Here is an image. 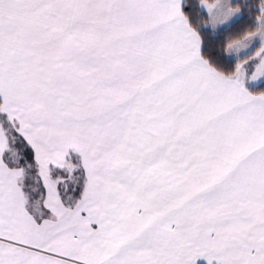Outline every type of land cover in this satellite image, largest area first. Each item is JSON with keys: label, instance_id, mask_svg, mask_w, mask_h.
Here are the masks:
<instances>
[{"label": "snow or ice", "instance_id": "obj_1", "mask_svg": "<svg viewBox=\"0 0 264 264\" xmlns=\"http://www.w3.org/2000/svg\"><path fill=\"white\" fill-rule=\"evenodd\" d=\"M0 264H264V0H0Z\"/></svg>", "mask_w": 264, "mask_h": 264}]
</instances>
